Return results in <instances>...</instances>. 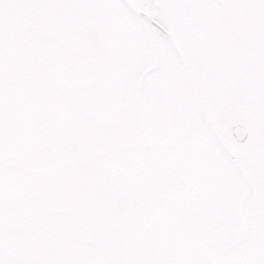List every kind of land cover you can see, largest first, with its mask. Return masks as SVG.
<instances>
[{
    "label": "snow or ice",
    "instance_id": "1",
    "mask_svg": "<svg viewBox=\"0 0 264 264\" xmlns=\"http://www.w3.org/2000/svg\"><path fill=\"white\" fill-rule=\"evenodd\" d=\"M0 264H264V0H0Z\"/></svg>",
    "mask_w": 264,
    "mask_h": 264
}]
</instances>
